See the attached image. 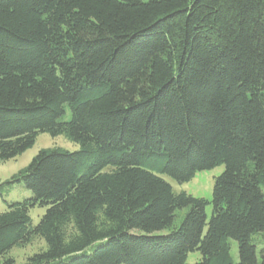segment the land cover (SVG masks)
<instances>
[{"label": "trees", "instance_id": "obj_1", "mask_svg": "<svg viewBox=\"0 0 264 264\" xmlns=\"http://www.w3.org/2000/svg\"><path fill=\"white\" fill-rule=\"evenodd\" d=\"M40 134L78 149L0 181V264H264V0H0V164Z\"/></svg>", "mask_w": 264, "mask_h": 264}, {"label": "rangeland", "instance_id": "obj_2", "mask_svg": "<svg viewBox=\"0 0 264 264\" xmlns=\"http://www.w3.org/2000/svg\"><path fill=\"white\" fill-rule=\"evenodd\" d=\"M68 114L69 113L67 112L66 116H68ZM53 147H60L68 151H75L78 149L76 144L67 141L63 136L50 137L47 134H40L31 149L25 151L22 155L17 156L12 160L0 164V181L4 182L5 180H8L13 174L28 165L32 158L39 152V150ZM223 169V166H219L211 170L197 172L190 181L184 183H177L176 181L168 178H166V180L171 185L175 193L185 192L194 198H201L211 201L214 179L222 173ZM29 196L30 192L22 186H14L13 188L6 190L3 192L2 197H0V213H3L7 210V203L21 201L24 198H28ZM205 211L208 219L211 213L210 204L206 206ZM44 212L45 209L42 208H34L30 210L29 215L31 217L32 223L36 224ZM184 212L185 211H182L179 213V215L184 214ZM259 240L260 244L262 240L264 241L262 238ZM230 247L231 257L234 262H237L238 251L236 242L230 241ZM43 248V241L40 239H35L25 248L13 249L11 251V256L15 259L17 264H24L28 257L34 253H37ZM199 259V253L192 252L188 254L185 264H195Z\"/></svg>", "mask_w": 264, "mask_h": 264}]
</instances>
